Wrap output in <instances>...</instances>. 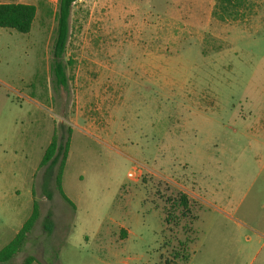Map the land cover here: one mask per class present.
I'll return each mask as SVG.
<instances>
[{
  "label": "rangeland",
  "instance_id": "1",
  "mask_svg": "<svg viewBox=\"0 0 264 264\" xmlns=\"http://www.w3.org/2000/svg\"><path fill=\"white\" fill-rule=\"evenodd\" d=\"M25 1L31 30L0 28V249L39 218L2 264H264V0H76L64 84L59 0Z\"/></svg>",
  "mask_w": 264,
  "mask_h": 264
},
{
  "label": "trees",
  "instance_id": "2",
  "mask_svg": "<svg viewBox=\"0 0 264 264\" xmlns=\"http://www.w3.org/2000/svg\"><path fill=\"white\" fill-rule=\"evenodd\" d=\"M76 0H59V5L56 14L57 30L56 38L53 47V55L56 60L55 77L59 84H64V74L61 64L58 62L61 57L68 35V19L70 16L71 6ZM36 16V7L30 4H0V28L15 31L21 34H27L32 27V23ZM70 132V131H69ZM69 146V136L63 145L58 144L53 136L50 143L46 147L42 159L39 163V168L47 164H58V170L55 177V186L62 199L71 205L70 201L65 197L61 190V178L67 158ZM178 207L180 215L185 217L189 212L188 198L184 194L178 197ZM39 218V209L36 201H33L32 211L29 218L23 223L19 231L15 234L12 240L0 249V264L8 262L12 259L24 245L29 232ZM43 228L45 232L51 231V220L48 214L43 220ZM35 259L31 256L26 257L20 264H32ZM187 262V259H186ZM166 264H178L175 261L167 262Z\"/></svg>",
  "mask_w": 264,
  "mask_h": 264
},
{
  "label": "crops",
  "instance_id": "3",
  "mask_svg": "<svg viewBox=\"0 0 264 264\" xmlns=\"http://www.w3.org/2000/svg\"><path fill=\"white\" fill-rule=\"evenodd\" d=\"M0 4H29L25 0H0Z\"/></svg>",
  "mask_w": 264,
  "mask_h": 264
}]
</instances>
